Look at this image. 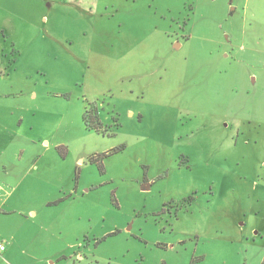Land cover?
Masks as SVG:
<instances>
[{
    "label": "rangeland",
    "instance_id": "374dc122",
    "mask_svg": "<svg viewBox=\"0 0 264 264\" xmlns=\"http://www.w3.org/2000/svg\"><path fill=\"white\" fill-rule=\"evenodd\" d=\"M0 68L30 264H264V0H0Z\"/></svg>",
    "mask_w": 264,
    "mask_h": 264
},
{
    "label": "crops",
    "instance_id": "0c3cea01",
    "mask_svg": "<svg viewBox=\"0 0 264 264\" xmlns=\"http://www.w3.org/2000/svg\"><path fill=\"white\" fill-rule=\"evenodd\" d=\"M9 17V14L6 16ZM5 69V72L2 71ZM19 71V68H0V74L1 76H11L12 73H17ZM4 73H6L4 75ZM35 84L33 83V86L31 84V87H35ZM26 86H29V82L26 84ZM13 86L11 85L10 89H12ZM24 88L22 87L19 92H24ZM12 94H15L14 91H9L8 89L2 88V91H0V119L4 121V123H0V136L5 141L9 137H13L14 134L17 133L13 127H9L6 122L8 121V118L10 120L14 119V115L17 110H14L13 107L9 106L8 99L11 97ZM31 94H33L34 99L36 100L38 98L37 92L32 91ZM27 113L24 115L20 113L18 115V119L20 121V126L17 129L20 134H24V136L29 140L35 143L37 142L35 140H31L29 138V134L31 132V127L34 129H37L36 127H40L41 125V119H45L43 114V110L40 109H27ZM32 122L30 123V128H25V121ZM27 132V133H26ZM9 145L0 146V175H2L1 181L5 183L7 186L12 184V181L10 182L9 179L13 178V172L15 164L13 160L10 159L9 153L7 151ZM41 150H38L35 154L34 158H39L44 154L47 147L44 146V144H40ZM24 152V149L22 150ZM40 161L37 162V169L35 167H30V169L39 170L40 169ZM29 169V170H30ZM26 176V175H25ZM25 176L23 175L18 183L14 185L10 190L6 191L5 197L2 198L3 193L0 194V239L5 241L6 244V250L0 255V264H30V258L32 256V244L28 242H24L21 240V236L18 234L17 228L13 226L9 220V216L13 212H21V209H15V207L11 206V199L16 193L18 187L20 186L21 182L25 179ZM12 186V185H11ZM19 210V211H17ZM24 212V211H23ZM28 214L34 215L36 211L34 209H29ZM22 257V258H21ZM57 261H50V264H69L68 262H61L59 258H57ZM40 263H43L42 259L39 260ZM39 263V264H40Z\"/></svg>",
    "mask_w": 264,
    "mask_h": 264
},
{
    "label": "trees",
    "instance_id": "16d2710c",
    "mask_svg": "<svg viewBox=\"0 0 264 264\" xmlns=\"http://www.w3.org/2000/svg\"><path fill=\"white\" fill-rule=\"evenodd\" d=\"M96 110H86L84 114V120L87 123V126L89 128H99L100 127V121L98 120V116L95 113Z\"/></svg>",
    "mask_w": 264,
    "mask_h": 264
},
{
    "label": "built area",
    "instance_id": "2783aa9c",
    "mask_svg": "<svg viewBox=\"0 0 264 264\" xmlns=\"http://www.w3.org/2000/svg\"><path fill=\"white\" fill-rule=\"evenodd\" d=\"M1 194V191H0ZM6 250V244L5 241L0 239V255Z\"/></svg>",
    "mask_w": 264,
    "mask_h": 264
}]
</instances>
